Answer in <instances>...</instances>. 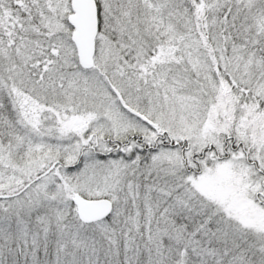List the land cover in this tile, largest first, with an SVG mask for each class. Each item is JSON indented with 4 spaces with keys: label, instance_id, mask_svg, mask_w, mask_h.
I'll return each mask as SVG.
<instances>
[{
    "label": "snow or ice",
    "instance_id": "obj_1",
    "mask_svg": "<svg viewBox=\"0 0 264 264\" xmlns=\"http://www.w3.org/2000/svg\"><path fill=\"white\" fill-rule=\"evenodd\" d=\"M0 264H264V0H0Z\"/></svg>",
    "mask_w": 264,
    "mask_h": 264
}]
</instances>
